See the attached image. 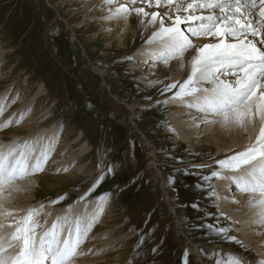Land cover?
I'll use <instances>...</instances> for the list:
<instances>
[{
	"label": "rangeland",
	"instance_id": "374dc122",
	"mask_svg": "<svg viewBox=\"0 0 264 264\" xmlns=\"http://www.w3.org/2000/svg\"><path fill=\"white\" fill-rule=\"evenodd\" d=\"M74 2L0 0V49L6 50L0 62L3 77L0 81L8 79L6 85L15 87L26 77L32 86L28 95H33L41 86L45 100L40 106L49 107V112L39 120L43 127H59L58 141L67 134L71 140L79 137L78 145L85 143L87 147L82 161L89 165V176L73 182L46 181V185L54 187L42 184L40 198L50 201L68 193L67 199L56 204L67 208L111 166L114 172L106 176L88 200L93 202L102 194H111L108 200L113 226L120 232L116 230L115 236H122L119 241L122 245L118 247L121 264H184L186 250L189 264H200L191 251L190 241L211 247L220 244L228 252H242L256 259V250L239 237L241 228L237 219L222 211L220 200L208 198L210 189L197 187L203 183L202 176L211 169L193 165L214 166V159H221L228 152L218 156L214 150L187 146L170 119V104H157L170 93L161 95L162 85H149L157 79L171 82L169 73L144 77L149 74L148 63L137 59L138 48L144 47L143 38L130 32L119 42L117 39L106 42V35L113 30L100 31L106 22L98 18H89L78 25L84 19L85 7ZM61 18L75 28L76 40L71 39L72 33ZM126 56H133V60L124 59ZM92 64L104 72L103 77L94 72ZM137 64L143 67L138 69ZM4 85H0V91ZM107 85L110 90L106 89ZM18 88L22 95L27 85ZM122 102L135 106L133 123L131 112ZM168 125L175 132H169ZM141 134L154 148L144 145ZM151 150L156 151L152 163H156L162 178L156 172L158 168L148 163L152 159ZM170 178L175 182L170 183ZM217 181L213 178L212 182L218 193ZM167 201L174 212L168 208ZM193 203H198L199 209H194ZM219 212L225 216L217 221ZM217 222L231 226L230 234L236 235L247 250L205 227ZM177 223L182 226L184 235L178 233ZM141 237H144L142 243ZM207 249L200 247L203 259L216 264L221 255L218 250L222 249H216L211 257L205 253L214 251Z\"/></svg>",
	"mask_w": 264,
	"mask_h": 264
},
{
	"label": "snow or ice",
	"instance_id": "6c2138e0",
	"mask_svg": "<svg viewBox=\"0 0 264 264\" xmlns=\"http://www.w3.org/2000/svg\"><path fill=\"white\" fill-rule=\"evenodd\" d=\"M98 7L104 22L119 20L126 25L136 18L142 26L145 64L167 66L175 60L179 69L188 67L183 80L149 82L150 86L162 85L161 95L170 93L157 104L179 105L186 111L177 115L191 117L193 127L234 131L237 139L246 140L242 148H230L223 158L214 159V166L193 165L211 169L197 187L210 189L208 198L219 201L213 178L228 181L229 191L245 197H233V203L247 210L249 226L264 228V0H102ZM149 30L150 35L145 37ZM124 59L131 61L133 56ZM10 95L0 97V117L20 96L17 93L10 99ZM193 110L199 115L193 116ZM30 111L28 108L0 120V133L6 136L5 130L20 125ZM167 130L175 132L170 125ZM57 143L54 135L29 134L7 142L0 138V264H78L80 257L92 252L91 248L85 251L84 245L111 194L97 197L92 209L88 197L114 172L111 166L63 213H54L43 202L27 208L19 206L20 194L28 193L37 176L47 170ZM55 171L67 172L68 167ZM169 182L175 181L170 178ZM67 198L68 193H64L48 205ZM82 202L81 210L77 206ZM192 207L200 206L193 203ZM221 216L225 214L219 212L217 221ZM205 227L247 250L236 235L230 234L231 226L217 222ZM215 251L205 254L211 257ZM218 251L221 255L216 264H264V255L249 261L237 253ZM184 264H189L187 250Z\"/></svg>",
	"mask_w": 264,
	"mask_h": 264
},
{
	"label": "bare ground",
	"instance_id": "6f19581e",
	"mask_svg": "<svg viewBox=\"0 0 264 264\" xmlns=\"http://www.w3.org/2000/svg\"><path fill=\"white\" fill-rule=\"evenodd\" d=\"M85 3L82 4L81 0H75L76 4H80L81 6L84 5L85 7L83 13V18L78 25H81L85 20L89 18H98L100 19L101 16V9L98 7L102 4V0H84ZM74 2V3H75ZM67 6V5H66ZM82 7V8H83ZM88 11H91L89 14ZM93 14V15H91ZM62 19V18H61ZM63 20V19H62ZM67 25L69 31H71V39L76 40L75 38V28L71 26V24L67 20H63ZM111 27L112 32L108 33L106 35L107 39L106 42L110 43V41L117 39L122 40L121 38H124L125 33H135L137 37H141V31L142 26L139 25L136 21L135 17H132L129 22L125 25L121 21H111L103 23L100 31L104 30L105 28ZM106 33V31H105ZM133 35V34H132ZM147 35H150V30L145 34V37ZM144 50V47H139L137 51V59L140 58L142 62H144L145 57L141 55L142 51ZM6 53V50L0 49V62L3 59V55ZM189 59V56H185V62ZM143 65V64H142ZM139 64H137L138 69H141ZM93 70L96 74L101 75V77L104 76V72L93 65ZM148 66L147 72L149 74H146L144 77L147 76H154V77H161L164 75V71L169 73V80L173 79H179L183 80L186 78L188 67L186 66L183 70L178 68V61H171L169 65H164L163 63H156L153 65L151 62H149L146 67ZM2 71H0V79H2ZM4 72V71H3ZM26 78V77H25ZM23 79L21 83L13 87L10 86L11 84L6 85L7 80L0 81L1 84H5L3 87H1L0 91V97H3L5 93H10V97H14L19 93V86H25L27 85L26 91L20 95L17 102L7 109V111L4 114V117H0V120L7 119L8 116H10L12 113H19L25 109L31 108L34 105L30 111V113L25 117V119L21 122L18 126H13L10 129L5 130L6 136L4 133H0V138L5 139V142H7V139L12 137H26L29 134L31 135H54L58 136L57 130L59 127L50 126L49 128L43 127L44 124H42L39 120L45 113L49 112V107H46V104L43 106H40L44 103L43 99V91L44 89L39 86L36 91H34L33 95H28L32 89V86H30V83L27 82V79ZM12 81V80H11ZM23 83V84H22ZM36 88V87H35ZM107 90H110L109 85L106 86ZM32 94V93H31ZM111 94V93H110ZM115 99L116 97L113 96ZM166 99V98H165ZM41 101V103L39 101ZM40 103V104H39ZM124 103V102H122ZM124 107L129 110V112H134L135 106L131 104L124 103ZM186 110L180 107L179 105L170 104V112L172 120L176 130L178 131L180 137L183 141H185V144L189 146L190 148H196V147H202L206 150H214V152L218 153V156H223L228 150L231 149H239L242 148L244 143H246V140L244 139H237V133L234 131H224L220 130L218 128H213L212 130H209L208 127L202 126L201 128L193 127L194 121H192L191 117L187 115H177V112H185ZM193 116L199 115L194 110L192 112ZM133 121V119H132ZM64 139H62V138ZM60 137V140L57 143L55 152L53 153L52 159L49 161V164L47 166V170L39 174L36 178V184L35 186L28 192V193H22L20 194L19 200L20 204L19 206L22 208H27L30 206H38L40 203H45L54 213L60 214L63 213L65 208H59L56 205H48V201L40 198L39 191L42 188V184L46 185V181L50 182L49 180L53 181H59V180H67L73 182L74 180H77L78 178L84 180L86 177L89 176L88 169L89 165L85 164V161H82V158L85 156L86 152V144L83 143L81 145H78L79 143V137H76L74 139L68 138V135H62ZM143 143L145 146L149 147L150 149L154 148L153 143L150 142V140L147 137H142ZM194 150V149H193ZM201 150V149H200ZM153 150H151L152 152ZM156 152V151H155ZM155 152L153 151L151 153L152 159L150 160L149 165H155L156 163H152L153 158L156 159ZM207 152V151H206ZM225 156V155H224ZM157 167V165H155ZM68 167L67 172H59L57 173L55 171L56 168H64ZM158 168V167H157ZM81 171V174H75L76 172ZM54 172V173H53ZM56 172V173H55ZM157 174L160 178H162L161 171L158 168L156 170ZM49 179H47V177ZM229 182L226 180H218L216 183V187L218 190V194L220 195V205L223 212L228 213L233 218L237 219V221L240 223V230L239 234L242 238V240L245 242V244L248 247H253L254 250H256V259L250 258L244 253L235 252L239 256L249 260V261H255L259 259L262 255H264V228H261L257 225L249 226L248 220L249 216L247 214V210L244 209L241 205L233 203V197L235 199L243 200L245 197L239 194L236 191H229L228 188ZM46 186L54 187L53 184H48ZM234 187V186H233ZM109 199V198H108ZM169 199V198H168ZM167 199V200H168ZM52 200V199H51ZM104 208V213L100 218L99 223L95 226L93 229V232L90 233V238L88 241H86L84 245L85 251L87 249L91 248L92 252L88 253L85 256H82L78 259V264H121V251L118 247H120L122 244L119 243L120 238L116 237V230L118 231L119 228H116L113 226V215L111 214V206H110V200H107ZM92 202V201H91ZM168 202V208L175 211L173 206L171 207V204ZM73 203V202H72ZM108 203V204H107ZM96 201H93L91 204H89V209H92L95 207ZM79 209H83L84 205L83 202L77 206ZM175 214V213H174ZM112 215V216H111ZM176 225V224H175ZM176 227L178 228V233L181 235H184V230L182 226L177 223ZM119 232V231H118ZM120 233V232H119ZM192 244L191 251L195 256L196 261H198L200 264H209L207 261H205L200 253V247L198 244L199 242H193L190 241ZM201 246H206L203 244H200ZM215 245V244H214ZM223 248L220 244H216L214 247L216 248ZM213 247V248H214ZM118 248V249H117ZM208 248V249H207ZM228 248V247H227ZM206 249L208 252L212 250L211 246H206ZM217 249V248H216ZM216 249H213L216 250ZM225 249V248H223ZM115 250V251H114ZM124 250V248H123ZM218 250V249H217ZM233 250V249H232ZM231 252V251H230ZM99 253V254H96ZM124 253V251L122 252ZM255 258V257H254Z\"/></svg>",
	"mask_w": 264,
	"mask_h": 264
},
{
	"label": "water",
	"instance_id": "95a60500",
	"mask_svg": "<svg viewBox=\"0 0 264 264\" xmlns=\"http://www.w3.org/2000/svg\"><path fill=\"white\" fill-rule=\"evenodd\" d=\"M112 98H113V99H115L113 96H112ZM115 100H116V99H115ZM122 104L124 105V103H122ZM132 115H133V113L131 112L130 119H132ZM131 122L133 123V121H132V120H131ZM141 136H142V137H144V135H143V134H141ZM188 243H189V244L192 246V244H191L190 242H188ZM198 246H199V247H203V249H204V248L206 249V246L204 247V246H201L200 244H198ZM213 247H214V246H213ZM213 247H212V250H210V252H212V251H213V249H216V248H217V249H222V250H224L225 252H228V250H227V249L219 248V247H217V246H216V248H215V247L213 248ZM207 251H208V250H207ZM231 252H232V251H231ZM233 253H234V252H233Z\"/></svg>",
	"mask_w": 264,
	"mask_h": 264
}]
</instances>
